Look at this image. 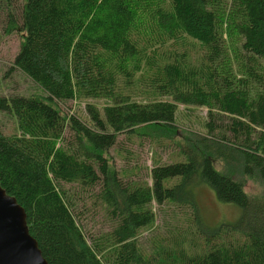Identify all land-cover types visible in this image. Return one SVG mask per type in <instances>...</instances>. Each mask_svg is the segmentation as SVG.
<instances>
[{
  "label": "trees",
  "instance_id": "16d2710c",
  "mask_svg": "<svg viewBox=\"0 0 264 264\" xmlns=\"http://www.w3.org/2000/svg\"><path fill=\"white\" fill-rule=\"evenodd\" d=\"M11 20V71L43 95L0 96V186L49 264H264V0H23ZM122 138L172 152L142 176ZM202 185L235 222L205 226Z\"/></svg>",
  "mask_w": 264,
  "mask_h": 264
},
{
  "label": "rangeland",
  "instance_id": "374dc122",
  "mask_svg": "<svg viewBox=\"0 0 264 264\" xmlns=\"http://www.w3.org/2000/svg\"><path fill=\"white\" fill-rule=\"evenodd\" d=\"M23 0H0V96H42L41 89L34 84L29 78L20 72H12L13 61L20 48V35L17 31L13 30L12 18L18 15ZM13 16V17H12ZM237 37L235 34L230 35V38ZM86 103L84 101H75L71 106L73 112H75L81 119L86 120L88 118L86 112ZM97 105L100 109H103L110 102L105 99H95L91 101ZM208 111L205 108H188L179 106L177 115V122L181 127V131L187 132L205 131V122L207 121ZM0 126L3 132L7 136L17 134L18 125L16 118L12 114L0 113ZM121 144L134 152L138 158V164L142 167L143 172L141 175H145L146 170L152 166L153 158L163 159L165 161L170 156L169 151L160 152L152 150L148 143L144 147L139 144L128 143L125 138L121 139ZM118 165L122 166L127 163L126 160L121 158L117 152L113 153ZM247 190L251 194H257L260 191V187L257 184L251 183L248 185ZM197 200L199 202L200 211L202 213L203 221L207 228L215 229L220 224L235 222L240 214V210L232 205L222 203L218 200L215 192L207 185H202L197 189ZM99 222V221H98ZM159 226L161 225L158 219ZM151 234L146 231L142 235V241L147 243L152 241Z\"/></svg>",
  "mask_w": 264,
  "mask_h": 264
},
{
  "label": "water",
  "instance_id": "95a60500",
  "mask_svg": "<svg viewBox=\"0 0 264 264\" xmlns=\"http://www.w3.org/2000/svg\"><path fill=\"white\" fill-rule=\"evenodd\" d=\"M0 264H49L30 235L26 211L1 186Z\"/></svg>",
  "mask_w": 264,
  "mask_h": 264
}]
</instances>
